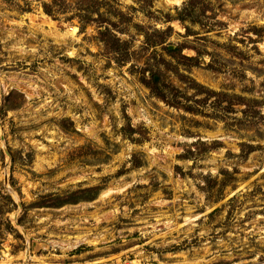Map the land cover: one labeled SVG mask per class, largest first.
Here are the masks:
<instances>
[{
  "label": "rangeland",
  "instance_id": "1",
  "mask_svg": "<svg viewBox=\"0 0 264 264\" xmlns=\"http://www.w3.org/2000/svg\"><path fill=\"white\" fill-rule=\"evenodd\" d=\"M25 253L264 264V0H0V264Z\"/></svg>",
  "mask_w": 264,
  "mask_h": 264
},
{
  "label": "trees",
  "instance_id": "2",
  "mask_svg": "<svg viewBox=\"0 0 264 264\" xmlns=\"http://www.w3.org/2000/svg\"><path fill=\"white\" fill-rule=\"evenodd\" d=\"M46 12H49L47 8H45ZM193 12V6L192 3H187L185 6H183L179 11H178V19H189V20H195L194 15L192 14ZM190 58V57H189ZM191 60H193V58H190ZM154 73L151 74V77L147 80H145L144 82L146 83V85H148L150 87V89H152L155 94L159 97H161L162 99L168 101L170 100L171 102V95L169 94V96H166V91H165V85H161L160 82H162L161 80L157 79L154 77ZM163 84V82H162Z\"/></svg>",
  "mask_w": 264,
  "mask_h": 264
},
{
  "label": "built area",
  "instance_id": "3",
  "mask_svg": "<svg viewBox=\"0 0 264 264\" xmlns=\"http://www.w3.org/2000/svg\"><path fill=\"white\" fill-rule=\"evenodd\" d=\"M117 261H118L119 264H122V262H123V264H131L133 262V260H128V259L122 261L121 257H119L117 259ZM118 263H115V264H118ZM55 264H65V263H55ZM88 264H94V263H88Z\"/></svg>",
  "mask_w": 264,
  "mask_h": 264
},
{
  "label": "bare ground",
  "instance_id": "4",
  "mask_svg": "<svg viewBox=\"0 0 264 264\" xmlns=\"http://www.w3.org/2000/svg\"><path fill=\"white\" fill-rule=\"evenodd\" d=\"M29 258H30V257H29V255H28V253H25V254H24V259H25L24 264H26V262H27V260H28Z\"/></svg>",
  "mask_w": 264,
  "mask_h": 264
}]
</instances>
